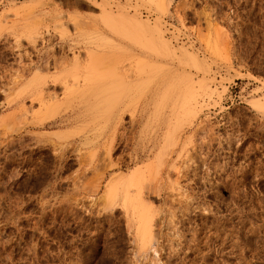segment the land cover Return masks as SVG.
I'll return each instance as SVG.
<instances>
[{
	"label": "rangeland",
	"instance_id": "374dc122",
	"mask_svg": "<svg viewBox=\"0 0 264 264\" xmlns=\"http://www.w3.org/2000/svg\"><path fill=\"white\" fill-rule=\"evenodd\" d=\"M257 101L264 0H0V264H264Z\"/></svg>",
	"mask_w": 264,
	"mask_h": 264
},
{
	"label": "bare ground",
	"instance_id": "6f19581e",
	"mask_svg": "<svg viewBox=\"0 0 264 264\" xmlns=\"http://www.w3.org/2000/svg\"><path fill=\"white\" fill-rule=\"evenodd\" d=\"M108 21H109V20H108ZM108 24H110V23H108ZM112 28H113V26H112ZM185 100H186V99H185ZM255 104H256V105H259V102L257 101ZM263 104H264L263 102L260 103V105H263ZM260 105H259V106H260ZM109 187H110V186H109ZM144 224H145V223H144Z\"/></svg>",
	"mask_w": 264,
	"mask_h": 264
}]
</instances>
